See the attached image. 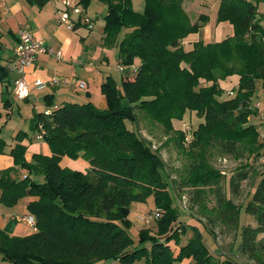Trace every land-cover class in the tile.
<instances>
[{"label": "trees", "instance_id": "1", "mask_svg": "<svg viewBox=\"0 0 264 264\" xmlns=\"http://www.w3.org/2000/svg\"><path fill=\"white\" fill-rule=\"evenodd\" d=\"M26 1L38 8L49 2ZM92 1L106 6L102 40L105 47L118 48L121 86L111 77L101 84L107 104L102 111L90 103H63L54 110L35 111L32 130L48 145L50 156L37 154L26 162V146L21 144L25 133L16 134L17 143L9 151L13 167L0 171V205L11 208L23 198H33L26 209L35 219V232L11 237L0 229L2 260L11 264H264V174L258 176L249 201L235 206L206 160L213 150L241 159L258 157L264 149L257 127L249 122L256 114L250 107L256 84L264 90V14L258 12L264 0H218L216 21L231 23L233 36L220 42L198 40L190 50L182 47L183 41L199 34L209 18L202 14L199 23L190 21L184 0H142L141 12L133 9V0L76 3L86 14ZM77 28L79 24L72 29ZM123 29L127 30L118 38ZM0 75H8L1 63ZM231 77L237 78L232 97L220 100L221 84ZM123 99L128 109H121ZM186 114H195L202 122L187 142L189 163L180 185L192 189L196 200L205 189L214 194V218L237 237L232 255L216 252L209 230L205 237L197 226L178 221L159 153L127 127L141 116L159 126L164 136L176 135L173 144L183 151L187 135L175 130L173 123ZM5 148L0 127V155ZM63 157L81 158L89 168L84 174L63 169ZM22 170L27 175L13 177ZM31 174L42 176V182ZM247 178L242 170L230 180L234 196ZM149 198L159 216L149 221H156L154 229L138 231L135 242L127 217L133 203ZM241 210L252 223L239 224ZM187 230L192 233L187 243L172 249L171 244L178 245Z\"/></svg>", "mask_w": 264, "mask_h": 264}, {"label": "rangeland", "instance_id": "2", "mask_svg": "<svg viewBox=\"0 0 264 264\" xmlns=\"http://www.w3.org/2000/svg\"><path fill=\"white\" fill-rule=\"evenodd\" d=\"M69 1L73 6L75 5L74 2L76 0ZM143 5L144 4L142 0H133L132 2L133 9L137 12H141L143 10ZM218 5V0H184L183 7L190 21L198 22V18L202 14L207 15L209 18V21L205 28L200 31V35L192 34L183 41L182 47L185 50H190V47L193 45V43L195 41H198L199 39L204 43H211L220 42L223 39L233 36L234 27L231 23H218L216 21V12L218 9ZM258 12L260 14H264V3L259 4ZM105 14L106 6L100 2L92 1L85 14V16H87L91 21L90 26L80 25V28L77 32L66 29L63 23L62 25H59L61 26L60 28L57 27L70 40L69 53L65 55L64 60L67 62V59L69 57L68 55L76 54L74 60L72 61V63L75 64L72 67V72L75 74H72V76L79 80L87 82L90 89L93 90V93L90 94V96L92 97L91 102L90 100L86 99L87 91L85 90H77L74 94L80 97V104L90 103L99 111L105 110L107 107L106 101L101 95V92L98 91L97 93L100 95L95 94V89H97V87L100 85L101 79L103 80L104 78V80H106L107 76H110L115 81L116 86L120 88L123 73L119 70L117 63L118 61H116V57L118 54L117 46L113 45L112 47H105L103 44V17ZM3 15L4 18H6V13H4ZM4 18L0 20V32L2 34L1 39L5 46L4 50H1L0 52L2 59L0 61L1 64L5 62L3 57H7V49L13 44V37L5 33L8 31L6 24H4ZM71 19L73 21H76L77 15L73 14L71 16ZM126 30H121L118 38H120L126 32ZM81 38H83L85 42L81 41ZM134 65L137 66L138 62L136 61ZM72 76L70 75L68 77L71 80H75V78H72ZM100 76L102 78H100ZM15 77L16 75L14 73H9V75L7 76L0 75V96H3L5 99H9L11 101L13 100V97H11L10 87L8 86L7 90H4L5 85L3 84V82L5 81L7 85V81L13 82ZM2 79H4V81H2ZM236 83L237 78L231 77L221 84L224 90V94L222 95L220 100L232 97L231 95H229V93L232 85L236 86ZM43 93L44 92L35 93V95L39 97L38 100L44 97ZM55 102H57L58 104L60 103V101ZM38 105L39 107H42V110L43 101L41 100ZM55 105L56 103H53L49 109H52ZM20 106L21 109H23L22 113L19 115L16 107H14L11 112V121H6L8 117L4 113H2L3 118L0 122V127H2V131L6 139L9 138L8 133L15 127H18L19 130H26L29 136L34 134V131L32 130L33 115L31 113V106H27L22 102L20 103ZM250 107L256 110V114L249 118V122L257 127L260 134V142H264V90L260 88L259 82L256 84L255 95ZM3 108V102L0 101L1 112L5 110V108ZM201 122L202 120L197 118L195 114H186L183 117L182 121H175L173 123L175 130L183 131L187 135V138L185 139L186 144H183V147L185 148L183 149V151L178 150L173 144V140L176 138V135L174 137L164 136L159 126L152 125V123L141 116H138V121L136 124H128L127 127L139 133L143 138L151 143L152 149L156 150L159 153L164 165L163 176L165 177L164 179L168 184L169 193L173 199V207L178 211V221L183 222V226H197L199 229L204 231L203 233L205 237L207 235L205 232L209 230L210 232H212L213 237L215 238V245L218 248L216 252L221 253L222 256L232 255L236 253L237 237L234 230H229L226 226L220 224L214 218L215 213L212 211L216 206L214 201V194H212L209 189H205L200 199L196 200L194 198V191L192 189H190L189 187L185 188L180 185L182 184V179L185 176V167L189 163V159L185 155V153L188 152L190 148L188 147L187 142L191 140L192 132ZM171 138H173V140ZM260 154L261 155L258 157H255L254 155H246V157L244 158L236 159L224 156L218 153V151L214 150L210 153H207V166L215 171V174L219 177V180H221L220 186L223 193L228 199L232 200L235 206L243 207L249 201L258 176L264 174V149ZM242 170H245V172H247L248 178L247 180L240 183L239 193L234 196L231 193L230 180ZM25 172L27 175V171ZM31 177L35 181L42 182V176L31 174ZM155 211L157 210L154 208L152 198L147 199L145 203H133L131 205L127 220L132 225L129 230V234L135 240V242L137 241V233L139 230L154 229L156 221L145 223L141 219L151 216ZM211 217L214 218L213 223L210 222ZM17 222L19 223V225L17 226V236L15 237H24L32 232V228H29V233L26 228L20 225L21 223L19 221ZM247 223H252V220L241 210L239 224L246 225ZM213 224H215V226ZM179 226L182 225L179 224ZM191 235V231L187 230V233L180 238L178 245L174 243L171 244L172 249H176L185 245ZM0 264L11 263L3 261L0 256ZM94 264H111V262L101 261Z\"/></svg>", "mask_w": 264, "mask_h": 264}, {"label": "crops", "instance_id": "3", "mask_svg": "<svg viewBox=\"0 0 264 264\" xmlns=\"http://www.w3.org/2000/svg\"><path fill=\"white\" fill-rule=\"evenodd\" d=\"M62 2L63 0H49V2L44 7L38 8L34 5L29 4L26 0H0V20L4 18L3 14L6 13V18H4L5 20L4 24H6L8 32H5V33L13 37V44L7 49L8 50L7 57H3L5 62L1 64L7 69L8 75L9 73H13L8 68V63H9L10 58L13 55V49L17 44V41H18L17 33L20 28H25L31 31L33 37L37 40L43 41L45 46H47L48 48H51L56 51L60 50L64 53V54L62 53L61 60H57L54 57L49 56V55H39L37 56L36 60L34 61L32 65L27 66L25 68V79H26V82L29 84V90H30L29 96L26 99L18 100L14 96L12 81H7L8 82L7 85L5 81L3 82V84L5 85L4 90H7L8 86L10 87L11 97H13V100L11 101L9 99H5L3 96H0V101L3 102V106L5 110H7L5 111L3 110L4 109L3 108L2 109L3 112L0 111V122L3 118L2 113H4L8 117L6 121H11V112L14 107H16L18 114L20 115L23 110L21 109V106H20L21 102L26 104L27 106H31L32 115L35 111L39 112L43 110H54L63 103H79L80 102L79 101L80 97L74 94L75 91H77V89L75 88V85L73 83L70 84L73 87L70 85H60L59 87H52V88L50 87V88H47L41 91L34 89L32 86V83L34 81L47 82L49 79L53 77H57V76L58 77H68L70 75L72 76V74H75L72 72V69H73L72 67L75 65L74 63H72V61L74 60V57L76 56V54L68 55L69 57L67 59V62L64 60L65 55L69 53V45H70L69 41L70 40L59 29L61 27L59 25H62V23L59 20V14L63 10ZM29 17L30 18L33 17V18L30 19ZM64 25L66 29L72 30L73 32H77L80 28L79 27L73 30V29H70L68 25L66 24ZM80 25L82 24H79V26ZM200 33L198 35H200ZM1 35L2 34L0 32V52L1 50H4L5 48L4 43L2 42V39H1L2 38ZM81 41H84V39L81 38ZM191 48L192 46L190 47V49ZM1 60L2 59L0 55V61ZM116 61H117V57H116ZM107 77H110V76H107ZM16 78L17 77H15V79ZM72 78H75V77L72 76ZM100 78L102 77L100 76ZM75 80H79V79L75 78ZM104 81H105L104 78L103 80L101 79L100 85L97 87V89H95L96 90L95 94H97L98 91H100V86ZM86 84H87V89L85 90L87 91L86 99L90 100L91 102L92 97L90 96V94L93 93V90L90 89L89 84L87 82ZM41 92H44L43 93L44 97L38 100L39 97L35 95V93H41ZM97 95H100V94H97ZM41 100L43 101L42 110H41L42 107H39L38 105V103ZM55 101H60V103L58 104ZM53 103H56V105L53 106L52 109H49L48 105L53 104ZM19 131L24 132L26 136L21 142L22 145L26 146V153H25L26 162L30 163L32 161V157L37 154L44 155V156L51 155L48 145L45 142H43L41 138H38V134L36 132H34L33 135L29 136L26 130H21V129L19 130L18 127L17 128L15 127L8 133L9 138H7L8 139L7 140L2 131V137L6 142V148H5V153L3 155H0V171H4L8 168L13 167V159L9 155V151L17 143L14 140V137ZM60 167L63 169L78 171L84 174L88 170L89 164L88 162H86L85 160L81 158L72 160V159H69L68 157H63L60 161ZM25 175H26V172L22 170V171H18L17 173H15L13 177L14 176L24 177ZM32 200L33 198L31 197L23 198L17 203L16 206L11 207V208L0 205V229L3 230L7 235L11 237L17 236L16 230H17V226L19 225V223L17 222L18 218L28 214L26 206ZM20 223H21L20 225L26 228L28 232L30 233L29 227L22 222ZM33 232L35 231L32 230L31 233Z\"/></svg>", "mask_w": 264, "mask_h": 264}, {"label": "built area", "instance_id": "4", "mask_svg": "<svg viewBox=\"0 0 264 264\" xmlns=\"http://www.w3.org/2000/svg\"><path fill=\"white\" fill-rule=\"evenodd\" d=\"M74 6L69 0L62 2L63 10L59 14V20L61 23L68 25L70 29L73 28L75 24H82L85 26H90V19L83 13L80 6L77 5L76 1ZM77 15V20L73 21L71 16ZM18 41L13 49V55L9 60L8 68L16 75V79L13 81V91L14 95L18 100L26 99L29 96V84L25 79V68L34 63L37 56L39 55H49L57 60L62 59V52L60 50H53L45 46L43 41L37 40L33 37L31 31L20 28L18 30ZM119 70L123 72V67L118 65ZM73 83L77 90H86L87 84L81 80H71L68 77H53L47 82L34 81L32 86L36 90H45L47 87H59L60 85H70ZM230 95H232L230 93ZM50 112H46L48 115ZM41 138V136H38ZM158 211L152 213L151 216L141 219L145 223H149L151 219L158 218ZM19 222L26 224L29 228L35 230V219L33 216L25 215L18 219Z\"/></svg>", "mask_w": 264, "mask_h": 264}, {"label": "water", "instance_id": "5", "mask_svg": "<svg viewBox=\"0 0 264 264\" xmlns=\"http://www.w3.org/2000/svg\"><path fill=\"white\" fill-rule=\"evenodd\" d=\"M120 106H121V109H128L129 108V103H128V101L126 100V99H123V100H121V102H120Z\"/></svg>", "mask_w": 264, "mask_h": 264}]
</instances>
